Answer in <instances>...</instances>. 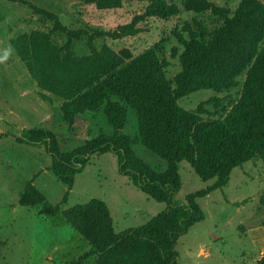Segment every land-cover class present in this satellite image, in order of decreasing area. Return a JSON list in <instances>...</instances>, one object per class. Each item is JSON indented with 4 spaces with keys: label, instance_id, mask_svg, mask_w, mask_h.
Instances as JSON below:
<instances>
[{
    "label": "trees",
    "instance_id": "16d2710c",
    "mask_svg": "<svg viewBox=\"0 0 264 264\" xmlns=\"http://www.w3.org/2000/svg\"><path fill=\"white\" fill-rule=\"evenodd\" d=\"M82 1L107 9L123 0ZM136 1L148 2L146 16L177 12V5L170 0ZM25 3L35 14L53 21L50 31H35L13 45L32 78L44 92L64 99L61 111L70 126L78 114L103 108L114 133H101L67 152L60 149L55 133L44 129H27L17 141L46 144L52 154L50 169L69 190L92 155L115 152L121 172L131 175L145 193L168 207L141 226L117 232L107 204L100 199L64 209L61 205L68 192L62 202L53 204L30 180L20 194V204L42 205L41 215L64 217L89 242L91 249L67 264H83L92 255L97 256L96 264H182L175 249L177 241L205 219L198 199L225 187L237 166L255 157L264 160V46L246 77L239 102L223 119L205 121L203 105L186 109L179 99L200 90L219 91L236 84L234 66L244 55L248 60L255 55L258 48L252 38L264 34V3L242 0L231 15L206 0H196L219 11L223 22L209 35L191 25L176 32L183 46L179 56L182 69L173 79L166 76L164 61L152 49L126 61L111 48L99 50L94 45L98 37L118 39L138 34L142 31L138 26L141 15L113 30L89 25L72 29L56 12ZM52 32L66 33L67 42L54 44ZM84 36L89 38L90 54L78 57L72 41ZM42 96L49 99L46 93ZM126 104L138 111L144 145L168 161L164 171L139 158L133 140L121 133L128 118ZM183 160L190 162L204 181H215L190 193L186 202H177L173 197L182 187L179 163ZM258 264H264V257Z\"/></svg>",
    "mask_w": 264,
    "mask_h": 264
},
{
    "label": "rangeland",
    "instance_id": "374dc122",
    "mask_svg": "<svg viewBox=\"0 0 264 264\" xmlns=\"http://www.w3.org/2000/svg\"><path fill=\"white\" fill-rule=\"evenodd\" d=\"M177 12L169 16H146V1L123 0L114 8H99L82 0H0V264H67L91 249L89 242L62 216L41 215L42 205L24 206L20 194L33 180L37 190L50 203L62 208L84 204L92 199L104 201L112 215L115 231L141 226L166 210L145 193L131 175L121 172L115 152L91 156L82 172L74 178L69 190L50 169L52 154L44 143L17 141L27 129H44L55 133L60 149L71 151L101 133L113 134L104 109L78 114L74 125L65 121L61 111L63 98L44 92L32 78L18 56L14 44L22 43L35 31H50L53 21L35 14L28 4L34 3L56 12L72 29L87 25L113 30L141 15V32L118 39L98 37L94 45L101 50L111 48L126 61L154 50L164 61L166 76L173 79L182 69L179 56L183 46L176 32L189 25L211 34L222 22L219 11L196 0H170ZM236 11L242 0H206ZM257 1V0H255ZM264 3V0H259ZM185 32V36H188ZM52 42L64 45L68 37L52 32ZM258 51L249 60L247 55L234 66L236 84L215 91L204 89L179 99L186 109L203 105V120L223 119L240 100L246 77L264 46V34L252 38ZM76 56L90 54L89 38L72 41ZM49 96L45 100L42 96ZM217 98V101H212ZM128 118L121 133L133 140L136 155L158 171L168 161L147 148L140 136V122L135 107L126 104ZM181 189L173 200L186 202L190 193L211 186L215 179L204 181L187 160L179 163ZM205 219L192 226L175 245L182 264H258L264 257V160L255 157L233 169L229 183L198 199ZM96 255L83 264H96Z\"/></svg>",
    "mask_w": 264,
    "mask_h": 264
}]
</instances>
